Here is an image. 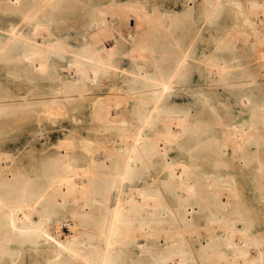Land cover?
<instances>
[{"label": "rangeland", "instance_id": "obj_1", "mask_svg": "<svg viewBox=\"0 0 264 264\" xmlns=\"http://www.w3.org/2000/svg\"><path fill=\"white\" fill-rule=\"evenodd\" d=\"M36 1L41 0L26 2L32 8ZM256 1L264 4V0ZM215 3L216 0H55L43 8L38 15L45 25L41 32L46 31L45 35L59 42L51 57L37 64L43 65L45 72L32 75L24 64L15 60V55L22 50L21 45L13 44L0 53V100L14 103L0 109V164L12 160L7 174L0 172V180L14 175L32 183L40 182L42 176L39 175L51 160H79L82 164L91 150L101 159L104 153L117 149L121 131L118 126L105 128L93 117L95 100L109 92L117 96L130 95L152 85L157 74L165 75L174 65V51L188 46V64L182 74L174 78L176 88L156 101V108L150 112L151 121L143 126V132L150 135L163 130L164 118L185 112L190 120L188 134L173 145L169 159L193 161L206 175L217 174L216 183L226 180L233 184L235 194L229 197L232 203L238 204L239 219L231 222L260 229L264 238V59L253 47L251 35L246 41L239 38L233 49L221 40L240 23L239 9L249 11L250 0ZM104 5L114 6L113 12H116L110 21V34L101 39L107 46L114 45L113 67L108 73L99 70L97 78L89 81L86 93L80 94L67 71L71 68L70 60L82 51V45L95 29L92 9ZM251 13L254 12L248 15L253 20L256 16ZM258 19L256 28L264 33V14ZM15 26L21 27L25 35H32V25L22 21L21 11L10 1L0 0V40L7 38ZM243 28L250 32L247 27ZM144 41L154 49L153 58L139 57L134 51ZM208 57L225 64L237 63L236 68L241 67L250 75L236 78L254 77L256 81L241 87L224 84L217 73L208 71ZM198 90L205 91L207 97L202 98ZM62 94L71 96L63 115H47L44 101L49 96ZM253 104H257L256 107L253 108ZM152 105V100L141 103L130 95L126 105L121 106L124 125L136 130ZM227 124L244 126L251 134L235 157L230 158L234 161L222 164L216 160L229 159L219 155L216 145L204 138L211 135L220 141L223 139L221 142L224 141L231 152L236 143L224 137ZM151 170L159 173L161 189L175 206L177 202L172 192L161 184L166 175L162 164L154 163ZM224 194L225 199L228 195ZM71 209L64 206L59 211L60 216L69 220ZM212 213L207 208L197 212L195 225L178 234L180 240L193 248L194 257L198 258L199 248L209 240L210 233L221 235L224 242L225 226H206ZM221 247H225L224 243ZM4 258L0 264H32L33 261L24 251ZM38 260L43 264V254L38 255Z\"/></svg>", "mask_w": 264, "mask_h": 264}, {"label": "bare ground", "instance_id": "obj_2", "mask_svg": "<svg viewBox=\"0 0 264 264\" xmlns=\"http://www.w3.org/2000/svg\"><path fill=\"white\" fill-rule=\"evenodd\" d=\"M8 1L21 11L25 24L31 23L32 35L22 33L19 26L13 27L9 36L0 40V53L13 44L21 45L22 50L15 55V60L37 76L45 72L43 65L37 64L51 57L59 45L43 33L46 31L41 32L45 25L38 17L40 11L55 0L36 1L32 8L27 0ZM220 1L216 0V3ZM248 7L247 12L239 9L240 23H236L221 40L233 49L239 38L246 41L251 35L253 47L264 59V33L256 28L258 16L264 14V4L250 0ZM113 8L104 5L92 9L95 29L82 45V51L70 60L72 70L68 67L70 71L67 69V72L74 78L80 94L86 93L89 81L97 78L99 70L108 73L113 67V41L107 46L101 40L110 34V21L116 15ZM251 11L256 14L251 13L256 16L253 20L248 15ZM134 51L139 57L153 58L154 49L145 41ZM174 53V65L165 75L157 74L155 83L130 93L136 96L137 102L153 101L136 130L124 125L121 106L126 105L129 94L117 96L109 92L95 100L93 117L101 126H118L121 131L117 149L104 153L101 159L91 150L82 164L79 160H51L39 175L42 178L37 184L14 175L0 180V262L13 252L24 251L33 258L32 264L42 263L38 260L40 254L45 257L43 264H264L263 231L231 222L239 219L236 215L238 204L232 203L229 197L235 194V186L226 180L216 183L217 174L206 175L193 161L169 159L173 145L188 134V115L185 112L169 115L162 122L163 130L150 135L143 132V126L151 121L150 112L156 108V101L164 93L174 90V78L182 74L188 64V46L178 48ZM207 60L210 74L217 73L224 84L241 87L256 81L254 77L236 78L250 75L239 67L240 64L236 68L237 63L216 62L212 57ZM197 92L202 98L207 97L205 91ZM69 97V94L49 96L44 101V112L49 116L63 115ZM5 101L8 100H0V109L14 104ZM256 105L253 104V108ZM227 127L225 139L228 136L231 143H236L231 152L224 141L221 142L223 139L220 141L211 135L204 138L216 145L219 155L229 159L216 160L222 164L234 161L230 158L235 157L251 134L250 129L239 124H227ZM158 162L166 171L161 184L172 192L177 202L175 206L161 189V176L151 170ZM10 163L12 160L1 163L0 172L5 174ZM222 194L228 196L224 199ZM64 206L72 207L69 220L60 216L59 211ZM206 208L213 212L207 218V228L223 225L227 230L224 242H221V235L210 233L209 240L199 248L197 258L193 256V248L180 240L178 234L194 226L196 213ZM53 226H56L55 230Z\"/></svg>", "mask_w": 264, "mask_h": 264}]
</instances>
